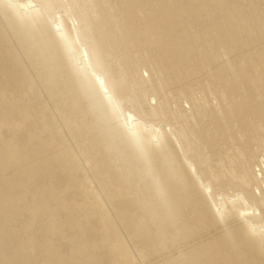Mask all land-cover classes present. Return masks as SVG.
Returning <instances> with one entry per match:
<instances>
[{
  "label": "bare ground",
  "instance_id": "1",
  "mask_svg": "<svg viewBox=\"0 0 264 264\" xmlns=\"http://www.w3.org/2000/svg\"><path fill=\"white\" fill-rule=\"evenodd\" d=\"M0 264H264V0H0Z\"/></svg>",
  "mask_w": 264,
  "mask_h": 264
}]
</instances>
